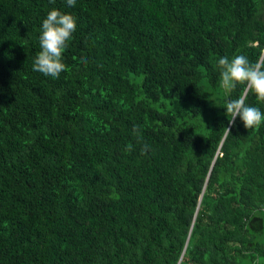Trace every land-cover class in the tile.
Returning a JSON list of instances; mask_svg holds the SVG:
<instances>
[{"label": "trees", "instance_id": "1", "mask_svg": "<svg viewBox=\"0 0 264 264\" xmlns=\"http://www.w3.org/2000/svg\"><path fill=\"white\" fill-rule=\"evenodd\" d=\"M53 9L77 24L58 79L32 70ZM236 55L264 58V0H0V264H264Z\"/></svg>", "mask_w": 264, "mask_h": 264}, {"label": "clouds", "instance_id": "2", "mask_svg": "<svg viewBox=\"0 0 264 264\" xmlns=\"http://www.w3.org/2000/svg\"><path fill=\"white\" fill-rule=\"evenodd\" d=\"M54 3L55 0H50ZM67 5L74 7L76 0H66ZM77 30L76 19L59 10L49 11L42 22L39 44L41 51L33 61L34 72H39L45 77L58 79L60 74L66 71V65L62 62L63 53ZM220 72V87L225 93H231L238 86H242L239 98L230 100L226 104V116L229 126H234L237 117L242 121L245 129L259 128L264 122V112L257 107L246 103L249 94L256 97L257 103H264V58L251 62L245 55H236L229 59L221 57L218 60ZM230 127L226 128L230 134ZM133 134L140 136L138 127L133 128ZM150 150L147 144L141 148V154ZM126 151L131 152L129 145Z\"/></svg>", "mask_w": 264, "mask_h": 264}, {"label": "rangeland", "instance_id": "3", "mask_svg": "<svg viewBox=\"0 0 264 264\" xmlns=\"http://www.w3.org/2000/svg\"><path fill=\"white\" fill-rule=\"evenodd\" d=\"M240 264H246V262L245 261H241Z\"/></svg>", "mask_w": 264, "mask_h": 264}]
</instances>
